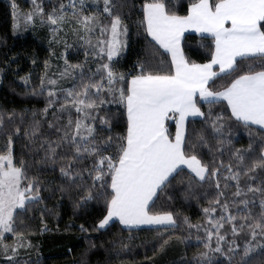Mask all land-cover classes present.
<instances>
[{
  "label": "snow or ice",
  "instance_id": "snow-or-ice-1",
  "mask_svg": "<svg viewBox=\"0 0 264 264\" xmlns=\"http://www.w3.org/2000/svg\"><path fill=\"white\" fill-rule=\"evenodd\" d=\"M102 5L92 0L90 10L89 0H66L47 14L40 5L26 14L29 21L34 15L46 19L54 41L66 26L85 45L84 61L72 64L67 58L71 46L65 42L62 70L55 78L41 77L39 91H32L45 96L41 114L54 133L43 135L35 112L23 129L31 144L38 141L33 155L43 152L40 167L56 171L59 165L63 183L56 187L61 193L74 191L77 207L103 200L106 214L98 220L99 229L114 220L126 229L177 227L173 211H154L158 200L171 201L173 181L187 197L197 190L207 196L214 189L215 197L202 209L206 226L183 217L189 230L204 229L197 241L205 250L197 254L196 264H216L213 256L220 253L228 256V264L236 253V264H264V0H188L183 15L174 10L177 0H142L138 9L130 0H102ZM16 7L13 0L14 20ZM132 27L144 37L147 55L127 72L118 71ZM189 31L210 38V59L201 63L186 55L183 41ZM68 77L73 86L60 88L59 81ZM222 78L227 79L217 84ZM29 79L20 77L25 84ZM110 104L124 121L123 131L114 135L109 116L101 114ZM202 105H208L206 111ZM221 105L219 111L213 107ZM24 119L15 110L0 111V135L7 136L0 151V252L5 264H32L17 259L21 248L31 246L16 231L17 215L43 199L41 180L29 176L27 161L18 160L12 150ZM233 124L249 130L246 148L233 147ZM226 149L228 162L217 160ZM206 152L212 159L204 158ZM233 184L229 199L225 190ZM225 223L230 229L222 232ZM7 234L13 243L6 242Z\"/></svg>",
  "mask_w": 264,
  "mask_h": 264
},
{
  "label": "trees",
  "instance_id": "trees-1",
  "mask_svg": "<svg viewBox=\"0 0 264 264\" xmlns=\"http://www.w3.org/2000/svg\"><path fill=\"white\" fill-rule=\"evenodd\" d=\"M61 2L66 0H15L17 15L14 20L13 0H0V111L15 110L18 114L25 115L21 125V135L13 137L12 150L18 160L22 158L27 161L29 176H38L44 185L41 193L43 199L29 205L27 212H20L17 215L16 231L23 232L26 239L31 242L30 247L20 249L17 259L22 262L30 260L32 264H174L175 261L183 259L185 264L189 261L191 264H196L197 254L205 250L203 244L197 241L198 237L203 239L204 229L201 227L199 231L189 230L183 217H188L190 224L206 226L207 221L202 209L208 207V201L215 197L214 189L210 190L207 196H204L201 190H197L192 197H187L183 186L173 181V190L168 193L172 197L171 201L158 200L154 211H173L177 215V227L126 229L114 220L105 229H99L98 220L106 214L103 200L77 207L75 203L77 194L74 191L61 193L56 187L63 183L59 176V165L56 171H52L50 166L40 167L43 152L40 155H33L38 141L37 144H31L23 135V129L30 123L34 112L35 118L41 121L43 135L54 137V133H50L47 122L41 114L46 103L45 96L33 95V89L39 91L41 77L46 75L48 78H55L53 74L62 70L63 60L60 57L65 51V42L71 46L67 53L70 63H81L85 59V45L77 36L76 39L67 41L56 38L54 41L46 19L42 22L39 15L30 21L26 19V14L33 13L36 5L43 7L47 14ZM187 2L188 0H177L179 7L174 10L181 15L185 14ZM99 3L102 8V0H99ZM130 3H134L138 9L142 0H130ZM89 9L94 10L92 0H89ZM124 11L128 12L129 9L125 8ZM137 15L138 13L134 14L131 20H135ZM131 20L127 22L131 24ZM14 23L17 25L15 30ZM183 44L185 53L190 59L201 63L210 59V38L186 32ZM146 55V41L142 35L137 36L135 27H132L129 46L116 65V69L127 72L137 59H144ZM45 61L49 64L48 69L45 68ZM240 63L247 62L240 61ZM89 66L95 69L96 63L89 61ZM22 76H30L27 84L20 80ZM225 79L227 78L218 80L217 84L223 83ZM58 86L70 88L73 86V80L68 77L59 81ZM202 107L206 111L208 105ZM213 107L219 111L223 106ZM101 114H107L113 124L110 134L123 131L124 121L119 116L116 105H107ZM48 119H52L51 114ZM16 123H21L19 116ZM8 127L11 128V125ZM195 127L197 129L201 127L199 120L195 122ZM231 128L233 147L246 148L249 144V130L235 124L231 125ZM225 131L227 133V129ZM209 139L215 147V141L211 137ZM6 144L7 136L0 135V151L5 150ZM204 158L212 159V154L206 152ZM215 158L227 163L229 160L227 149L222 157L217 155ZM223 183L222 179L221 184ZM225 191L231 199V193L235 192L234 184ZM233 211L235 213L234 208ZM236 214L243 215V213ZM81 225L84 230L81 229ZM229 229L230 224L225 223L222 232ZM228 239H233L230 231ZM13 241L14 237L7 234L6 242ZM165 241L168 243L164 244ZM236 243L242 245L243 239L237 238ZM123 244H127L128 247H122ZM213 259L216 264H228L229 258L220 253L215 254ZM238 260L240 253L234 254L232 264H236ZM0 264H5V259L0 260Z\"/></svg>",
  "mask_w": 264,
  "mask_h": 264
},
{
  "label": "rangeland",
  "instance_id": "rangeland-1",
  "mask_svg": "<svg viewBox=\"0 0 264 264\" xmlns=\"http://www.w3.org/2000/svg\"><path fill=\"white\" fill-rule=\"evenodd\" d=\"M33 13H35V11H33ZM35 16H38V15H34V17ZM49 31H50L51 36L53 37V33H52V30L50 27H49ZM76 36L77 35H75L68 27L65 26L64 29L62 31H60L55 38L57 40H60V41H67V40H71V39L75 38ZM11 243H13V242H11ZM11 243H9V244H11ZM19 253H20V250H19ZM2 259H4V255L2 252H0V260H2Z\"/></svg>",
  "mask_w": 264,
  "mask_h": 264
},
{
  "label": "crops",
  "instance_id": "crops-1",
  "mask_svg": "<svg viewBox=\"0 0 264 264\" xmlns=\"http://www.w3.org/2000/svg\"><path fill=\"white\" fill-rule=\"evenodd\" d=\"M189 32L195 33V32H192V31H189ZM195 34L201 35L200 33H195ZM137 227H153V226H150V225H140V226H134L133 228H137Z\"/></svg>",
  "mask_w": 264,
  "mask_h": 264
}]
</instances>
